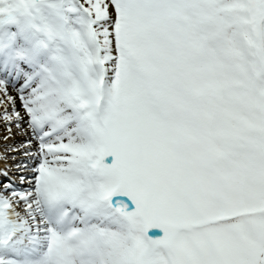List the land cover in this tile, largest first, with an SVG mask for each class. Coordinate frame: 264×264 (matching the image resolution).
<instances>
[{
	"label": "snow or ice",
	"instance_id": "obj_1",
	"mask_svg": "<svg viewBox=\"0 0 264 264\" xmlns=\"http://www.w3.org/2000/svg\"><path fill=\"white\" fill-rule=\"evenodd\" d=\"M0 125V264H264V0H0Z\"/></svg>",
	"mask_w": 264,
	"mask_h": 264
},
{
	"label": "rangeland",
	"instance_id": "obj_2",
	"mask_svg": "<svg viewBox=\"0 0 264 264\" xmlns=\"http://www.w3.org/2000/svg\"><path fill=\"white\" fill-rule=\"evenodd\" d=\"M16 135H17L16 133L13 134V137H15ZM4 144H5V142L3 141V139H0V152H3V150H4L3 146H5ZM9 163H10V161H9Z\"/></svg>",
	"mask_w": 264,
	"mask_h": 264
}]
</instances>
